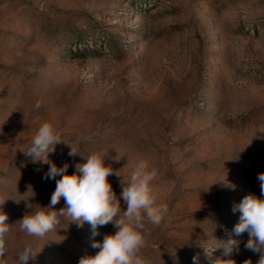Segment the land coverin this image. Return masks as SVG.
Returning <instances> with one entry per match:
<instances>
[{
	"label": "rangeland",
	"instance_id": "obj_1",
	"mask_svg": "<svg viewBox=\"0 0 264 264\" xmlns=\"http://www.w3.org/2000/svg\"><path fill=\"white\" fill-rule=\"evenodd\" d=\"M44 122L62 140L50 162L72 175L83 156L103 152L121 175L108 177L118 198L140 159L156 169L157 203L169 211L158 226L145 221L150 264L223 258L222 227L233 231L240 216L233 206L264 198V0H0L6 264L26 244L41 250L35 264H78L99 251L87 223L62 220L44 238L20 231L61 178H45L49 165L22 152ZM64 206L61 198L55 210ZM115 231L109 223L95 240ZM231 238L236 264H257L247 233Z\"/></svg>",
	"mask_w": 264,
	"mask_h": 264
},
{
	"label": "clouds",
	"instance_id": "obj_2",
	"mask_svg": "<svg viewBox=\"0 0 264 264\" xmlns=\"http://www.w3.org/2000/svg\"><path fill=\"white\" fill-rule=\"evenodd\" d=\"M61 141L54 126L44 122L33 136L27 151H22L33 162L49 165L45 178H61L56 180L49 205L39 207L18 221L20 231L31 237L44 238L57 229L62 220H68L78 227L87 223L93 239L91 247L99 251L80 258L78 264H150L142 254L147 245L145 221L158 226L169 211L166 203H157L158 196L152 186L157 175L156 169L150 168L147 159H140L127 181H121L122 191L118 198L108 177L121 175L110 164L106 166L105 161L109 157L106 158L103 152L83 156L86 162L77 165V174L68 175V164L57 167L49 160V154L54 152L55 145ZM77 154L71 148L69 155L74 157ZM257 179L260 182L261 197H264V173H260ZM61 198L65 206L57 211L55 205ZM121 199L126 205L124 211L121 210ZM4 202L0 200V206ZM232 211L240 213L239 221L233 228L234 237L247 233L245 248L258 253L260 259L257 264H264V198L248 194L233 206ZM7 220L8 215L0 210V264H6V236L10 231ZM109 223L113 224L115 233L105 234L101 241L95 240L100 235L99 229ZM239 244L240 241L235 238L224 241L219 247L223 249V258L216 259L212 264H236L231 257L239 251ZM40 251L32 244H26L18 255L17 264H29V261L35 264ZM192 259L193 264H200L199 255H194ZM245 264H252V261L248 260Z\"/></svg>",
	"mask_w": 264,
	"mask_h": 264
},
{
	"label": "built area",
	"instance_id": "obj_3",
	"mask_svg": "<svg viewBox=\"0 0 264 264\" xmlns=\"http://www.w3.org/2000/svg\"><path fill=\"white\" fill-rule=\"evenodd\" d=\"M232 234H233L232 229L228 226H224V227H222V230L220 233V238H221V240L224 241V240L231 238Z\"/></svg>",
	"mask_w": 264,
	"mask_h": 264
}]
</instances>
